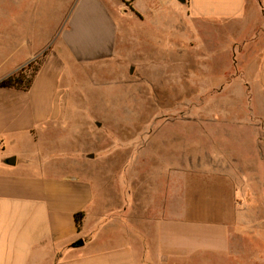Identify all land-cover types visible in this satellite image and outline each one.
<instances>
[{
    "label": "crops",
    "instance_id": "1",
    "mask_svg": "<svg viewBox=\"0 0 264 264\" xmlns=\"http://www.w3.org/2000/svg\"><path fill=\"white\" fill-rule=\"evenodd\" d=\"M165 1L57 0L56 9L53 0L47 5L46 0L0 2L6 15L0 23V81L41 58L29 90L0 88V264H182L183 250L174 246L165 222L173 221L168 207L182 206L180 184L169 186L168 197L159 196L156 185L134 177L117 203L95 188L87 172L93 155L81 158L67 149L77 138L80 80L87 84L94 71L118 61L128 36L135 38L139 57L133 66L158 72L162 55L171 61L172 77L181 66L187 87L189 42L181 39L173 56L174 44L164 47L161 37L169 29L165 18L179 14L185 35L189 20L196 21L201 52L210 43L209 25L229 32L231 51L256 41L264 31V24L254 25L255 18L264 23V0ZM175 2L186 8H177ZM45 11L57 12V21L39 22ZM146 20L161 30L160 36L142 34L149 28ZM205 56L199 54L198 61H207ZM251 76L264 92V52ZM11 158H16L15 165L7 163ZM134 168L123 171L139 172Z\"/></svg>",
    "mask_w": 264,
    "mask_h": 264
},
{
    "label": "rangeland",
    "instance_id": "2",
    "mask_svg": "<svg viewBox=\"0 0 264 264\" xmlns=\"http://www.w3.org/2000/svg\"><path fill=\"white\" fill-rule=\"evenodd\" d=\"M175 6L186 8L178 2ZM57 16L45 11L39 22L53 24ZM5 17L0 12V23ZM165 19L170 24L164 34L147 20L149 28L142 34L161 35L166 48L174 44L173 56L181 39H188L187 87L181 66L172 77L171 61L162 55L158 72L133 66L139 57L135 38L128 36L118 61L94 71L91 82L80 80L77 138L67 149L81 158L93 155L87 172L102 196L117 203L134 177L156 185L159 196L168 197L171 185L179 183L182 206L168 207L173 221L165 222L174 246L183 250L182 264H264V92L251 76L264 52V31L256 41L231 51L229 32L209 25L210 43L201 52L196 21L189 20L185 35L179 14ZM258 23L263 27L255 18L254 25ZM204 53L207 61H198ZM40 62L38 58L31 63L38 67ZM249 161L251 168H246ZM132 165L139 172L124 173ZM160 209L157 205L158 213Z\"/></svg>",
    "mask_w": 264,
    "mask_h": 264
},
{
    "label": "trees",
    "instance_id": "3",
    "mask_svg": "<svg viewBox=\"0 0 264 264\" xmlns=\"http://www.w3.org/2000/svg\"><path fill=\"white\" fill-rule=\"evenodd\" d=\"M37 64L38 67L30 63L27 66V68H23L17 73L4 78L3 80L0 81V88H15L24 91L29 90L32 85L33 78L39 69L40 63ZM82 216H83L82 213L76 215L78 227L80 226V220Z\"/></svg>",
    "mask_w": 264,
    "mask_h": 264
},
{
    "label": "water",
    "instance_id": "4",
    "mask_svg": "<svg viewBox=\"0 0 264 264\" xmlns=\"http://www.w3.org/2000/svg\"><path fill=\"white\" fill-rule=\"evenodd\" d=\"M179 2L181 3H186V0H178ZM133 71V69H131ZM131 71V72H132ZM7 163L9 165H15L16 164V158H11V159H8Z\"/></svg>",
    "mask_w": 264,
    "mask_h": 264
}]
</instances>
